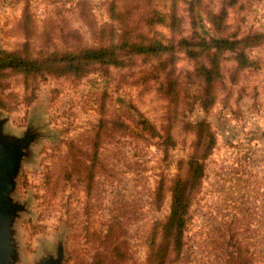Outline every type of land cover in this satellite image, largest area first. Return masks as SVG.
<instances>
[{
  "label": "rangeland",
  "instance_id": "374dc122",
  "mask_svg": "<svg viewBox=\"0 0 264 264\" xmlns=\"http://www.w3.org/2000/svg\"><path fill=\"white\" fill-rule=\"evenodd\" d=\"M229 1L200 0L192 10L190 0H0V49L45 58L123 39L167 46L86 74L0 78L7 129L36 132L14 193L26 205L14 223L18 264H36L58 246L62 264H94L115 246L124 264H146L152 227L170 212L173 178L204 151L203 118L216 143L172 264H229L232 251L264 264V43L247 48L257 64L241 69L223 53L209 109L204 59L182 44L214 34V13L225 14L224 35L264 31V0Z\"/></svg>",
  "mask_w": 264,
  "mask_h": 264
},
{
  "label": "trees",
  "instance_id": "16d2710c",
  "mask_svg": "<svg viewBox=\"0 0 264 264\" xmlns=\"http://www.w3.org/2000/svg\"><path fill=\"white\" fill-rule=\"evenodd\" d=\"M238 0H230L236 3ZM200 0H190V9L194 10ZM225 12V11H224ZM225 14H212L211 21L214 24L215 33L203 35L197 41L184 39L182 44L189 56L203 61L199 67V72L205 81V92L208 99L203 104L209 109L214 105L215 95L213 87L215 82L222 76L221 56L226 52H232L237 61L239 69L253 66L257 62L248 55L247 48L264 43V31L253 30L244 35L227 36L224 35L227 25L224 22ZM142 42H131L123 39L121 43L111 42L108 45L85 46L75 52H66L60 56H49L37 58L25 55L17 50L0 49V78L6 76L8 71L20 72L25 75L35 74L45 71L57 74H86L97 65H124L129 59L126 57L130 52L149 53L153 50L166 49L162 43L152 45ZM125 48H131L125 50ZM133 49V50H132ZM0 105L6 106L2 97ZM145 128L151 127L150 121H142ZM199 125V145L203 144L204 151L199 150L193 153L187 160V171L185 175L176 174L169 187L171 191L170 212L165 219H158L152 227L150 235L149 250L146 264H172L181 257V252L185 245V232L190 222L191 207L195 202L202 186L206 171V159L212 152L216 143V137L211 124L206 119L196 121ZM169 138H171L169 136ZM168 138V139H169ZM173 143V141H172ZM164 181L160 182L156 190V202L160 204L164 199ZM161 234V239H159ZM110 250L99 251L94 257V264H124V252L115 246L112 254ZM229 264H246L237 256L236 251L229 253Z\"/></svg>",
  "mask_w": 264,
  "mask_h": 264
},
{
  "label": "water",
  "instance_id": "95a60500",
  "mask_svg": "<svg viewBox=\"0 0 264 264\" xmlns=\"http://www.w3.org/2000/svg\"><path fill=\"white\" fill-rule=\"evenodd\" d=\"M8 117L0 111V264H18V242L14 223L25 203L15 198L17 176L29 154L36 132L27 130L22 135L7 129ZM60 246L55 252L43 255L36 264H62Z\"/></svg>",
  "mask_w": 264,
  "mask_h": 264
}]
</instances>
